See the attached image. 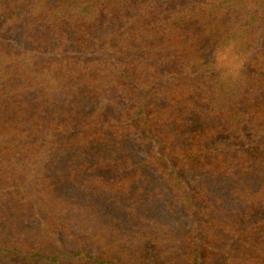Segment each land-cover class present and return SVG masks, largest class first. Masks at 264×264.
<instances>
[{"label":"trees","instance_id":"16d2710c","mask_svg":"<svg viewBox=\"0 0 264 264\" xmlns=\"http://www.w3.org/2000/svg\"><path fill=\"white\" fill-rule=\"evenodd\" d=\"M0 264H264V0H0Z\"/></svg>","mask_w":264,"mask_h":264}]
</instances>
